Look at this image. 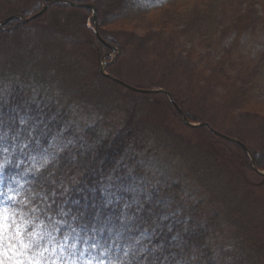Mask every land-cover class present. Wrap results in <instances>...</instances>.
Segmentation results:
<instances>
[{
	"label": "rangeland",
	"instance_id": "obj_1",
	"mask_svg": "<svg viewBox=\"0 0 264 264\" xmlns=\"http://www.w3.org/2000/svg\"><path fill=\"white\" fill-rule=\"evenodd\" d=\"M51 1L0 0V76L60 96L76 107L80 124L105 107L121 117L130 112L143 168L180 186L161 196L168 209L190 199L201 202L202 215L219 212L226 227L206 241L221 252L217 259L229 261L233 233L264 238V0H163L155 7L127 0L122 8L120 0H60L98 3V28L119 53L96 42L90 10ZM103 61L104 73L139 91L102 76ZM162 87L191 124L208 126L184 124L169 98L156 94ZM210 128L243 143L261 173L243 147ZM245 254L250 264L256 254Z\"/></svg>",
	"mask_w": 264,
	"mask_h": 264
},
{
	"label": "trees",
	"instance_id": "obj_2",
	"mask_svg": "<svg viewBox=\"0 0 264 264\" xmlns=\"http://www.w3.org/2000/svg\"><path fill=\"white\" fill-rule=\"evenodd\" d=\"M148 1L155 7L163 0ZM119 2L122 8L127 0ZM20 84L0 76L5 264H188L190 258L194 264H243L247 252L256 254L250 264H264L262 234L227 237L233 247L223 262L206 242L213 230L226 227L218 211L202 215L201 202L190 199L168 209L161 196L180 186L143 168L130 112L121 117L105 107L80 124L74 105Z\"/></svg>",
	"mask_w": 264,
	"mask_h": 264
},
{
	"label": "water",
	"instance_id": "obj_3",
	"mask_svg": "<svg viewBox=\"0 0 264 264\" xmlns=\"http://www.w3.org/2000/svg\"><path fill=\"white\" fill-rule=\"evenodd\" d=\"M51 2H52V3H58V2H61V3H66V4H68L69 6L80 7V8H90V9H92V10H93L92 21H93V25H94L95 34H96L97 39L100 40L103 44H105L108 48H110L112 52L117 51V53H119V50L116 48V46L107 43V42H106L105 40H103L102 37L100 36L99 30H98V24H97V9H96V7H95L94 5L89 4V3H86V4H78V3H73V2H69V1H60V0H52ZM43 11H44V9L41 10V11H40L39 13H37L36 15L32 16L31 18L36 17L37 15L41 14ZM9 19H10V18H7V19L4 20L3 22L8 21ZM24 21H26V20H24ZM1 25H2V23L0 24V27H1ZM105 63H106V62H105ZM103 68H104V65L101 66V68H100V72H101V74H103L105 77H107V78H109V79H111V80H113V81H115V82H117V83H119V84L125 86V87L128 88V89H131V90H133V91H139L138 89H135V88H133V87L127 85L126 83H124V82H122V81H120V80H118V79H116V78H114V77H112V76H110V75L104 73ZM160 91H162V90H160ZM141 92L147 93V92H150V91L143 90V91H141ZM155 92H157V91H155ZM169 98H170L171 102L174 104V106L177 108V110L180 112L181 117H182V121H183L184 124H186V125H188V126H191V127H196V126H201V125H203V126H208L206 123H203V122H202V123H199V124H197V125H196V124H191V123L187 120V118L185 117L184 113L181 111V109L179 108V106H177V104L174 102V100L172 99V97L169 96ZM210 130H211L213 133H215V134H217V135L223 137L224 139H227V140H230V141H233V142H237V140H235L234 138H231V137H227V136H225V135H222V134H220V133L214 131V130L211 129V128H210ZM242 147L246 150V152H247L248 155L250 156V158H251V164H252L254 170H255L256 172H258V173H261V172L258 171V170L256 169V167H255V162H254V159H253V156H252L251 152H250V151H249L244 145H242ZM261 174H262V173H261ZM263 174H264V173H263Z\"/></svg>",
	"mask_w": 264,
	"mask_h": 264
},
{
	"label": "snow or ice",
	"instance_id": "obj_4",
	"mask_svg": "<svg viewBox=\"0 0 264 264\" xmlns=\"http://www.w3.org/2000/svg\"><path fill=\"white\" fill-rule=\"evenodd\" d=\"M6 219L4 215H0V240H3L4 233L6 231V225L3 223V221ZM26 247V245H25ZM0 249H2V245H0ZM7 253L0 250V264H5V261L3 259L4 256H6ZM17 264H20V262H17Z\"/></svg>",
	"mask_w": 264,
	"mask_h": 264
},
{
	"label": "bare ground",
	"instance_id": "obj_5",
	"mask_svg": "<svg viewBox=\"0 0 264 264\" xmlns=\"http://www.w3.org/2000/svg\"><path fill=\"white\" fill-rule=\"evenodd\" d=\"M113 81V80H112ZM115 82V81H114ZM235 139V138H234ZM235 140H237V139H235ZM233 142V141H232ZM234 143H236V144H238V146H240V147H242V145H244L243 143H241L239 140H237V142H234Z\"/></svg>",
	"mask_w": 264,
	"mask_h": 264
}]
</instances>
